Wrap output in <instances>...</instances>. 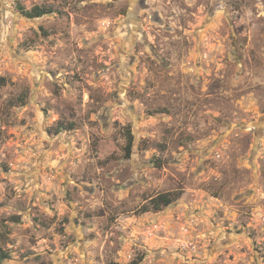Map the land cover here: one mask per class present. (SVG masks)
I'll return each instance as SVG.
<instances>
[{"label": "rangeland", "instance_id": "rangeland-1", "mask_svg": "<svg viewBox=\"0 0 264 264\" xmlns=\"http://www.w3.org/2000/svg\"><path fill=\"white\" fill-rule=\"evenodd\" d=\"M2 254L264 264V0H0Z\"/></svg>", "mask_w": 264, "mask_h": 264}, {"label": "trees", "instance_id": "trees-1", "mask_svg": "<svg viewBox=\"0 0 264 264\" xmlns=\"http://www.w3.org/2000/svg\"><path fill=\"white\" fill-rule=\"evenodd\" d=\"M46 9L43 8H39V7H33L32 9H30L29 11H24L23 9H21V13L23 15H25V17L27 18H35V17H41L44 14L47 13V11H45ZM132 149V137L130 136L127 140L126 146H125V156L126 158H129L130 156V152ZM175 202V199L173 196L169 195V194H162L157 196L156 198H154L151 201L152 204V210L154 211H159L161 210V208L164 207H168L170 206L172 203ZM142 212H148V209H142ZM7 257H5V255H1L0 256V261L5 259ZM131 264H136L135 262L131 263Z\"/></svg>", "mask_w": 264, "mask_h": 264}]
</instances>
